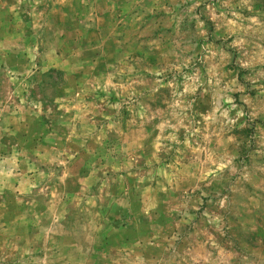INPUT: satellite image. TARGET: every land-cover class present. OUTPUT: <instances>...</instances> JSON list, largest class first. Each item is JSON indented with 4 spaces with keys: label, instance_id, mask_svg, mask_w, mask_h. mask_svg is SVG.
<instances>
[{
    "label": "rangeland",
    "instance_id": "1",
    "mask_svg": "<svg viewBox=\"0 0 264 264\" xmlns=\"http://www.w3.org/2000/svg\"><path fill=\"white\" fill-rule=\"evenodd\" d=\"M0 264H264V0H0Z\"/></svg>",
    "mask_w": 264,
    "mask_h": 264
}]
</instances>
